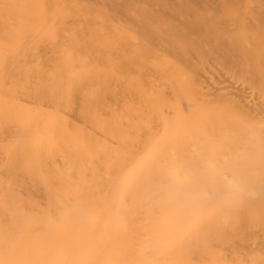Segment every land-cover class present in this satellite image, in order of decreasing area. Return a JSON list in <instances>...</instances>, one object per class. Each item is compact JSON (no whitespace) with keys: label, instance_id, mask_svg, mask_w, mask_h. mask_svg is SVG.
<instances>
[{"label":"bare ground","instance_id":"6f19581e","mask_svg":"<svg viewBox=\"0 0 264 264\" xmlns=\"http://www.w3.org/2000/svg\"><path fill=\"white\" fill-rule=\"evenodd\" d=\"M0 211V264H264V0H0Z\"/></svg>","mask_w":264,"mask_h":264},{"label":"rangeland","instance_id":"374dc122","mask_svg":"<svg viewBox=\"0 0 264 264\" xmlns=\"http://www.w3.org/2000/svg\"><path fill=\"white\" fill-rule=\"evenodd\" d=\"M141 142H142V141H141ZM137 143H140V141L137 142ZM137 143H133L132 145H135V144H137ZM138 145H139V144H137V146H138ZM141 145H142V144L140 143V146H141ZM121 147H122V146H121ZM123 147H125V145H124ZM123 147H122V148H123ZM127 147H128V146H126V148H127ZM134 147H136V146H134ZM141 147H143V146H141ZM126 148H125V149H126ZM132 148H133V147H132ZM138 148H139V146H138ZM120 149H121V148H120ZM129 150H130V149H129ZM129 150H127V151H129ZM138 150H139V149H138ZM134 151H135V152H138V151H136V150H134ZM134 154H135V153H134ZM136 154H137V153H136ZM131 155H132V154H131ZM133 157H134V156H133ZM1 193H2V192H1ZM1 195H3V194H1ZM3 196H4V195H3ZM3 196H1V197H3ZM2 199H4V198H2ZM2 202H3V201H2ZM0 215H1V211H0ZM0 219L3 220L2 217H1ZM1 220H0V223H1ZM3 222L5 223V221H3ZM6 222H7V221H6ZM8 223H9V221L6 223V225H8ZM4 225H5V224H4ZM6 225H5L4 227H6ZM4 227H1V229L4 228ZM6 231H7V230H6ZM1 238H2V237H0V240H1Z\"/></svg>","mask_w":264,"mask_h":264}]
</instances>
